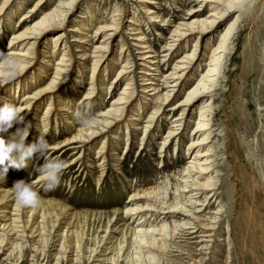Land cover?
Here are the masks:
<instances>
[{"label":"bare ground","instance_id":"1","mask_svg":"<svg viewBox=\"0 0 264 264\" xmlns=\"http://www.w3.org/2000/svg\"><path fill=\"white\" fill-rule=\"evenodd\" d=\"M47 1L51 0H37L33 8L23 12L25 1L0 0V25L12 31L7 50L23 61V69L15 79L0 81V97L19 107L25 123L31 122L44 134L52 129L54 123L55 128L58 123L66 126L70 137L51 143L54 146L50 149L55 152L62 150V158L70 149L77 152L65 170L85 160V147L89 145V151L93 149L95 155L89 168L102 167L96 179L99 185L105 176L109 156L113 158V166L122 169L120 142L123 141L125 149H129L132 141L139 139L142 147L147 136H153L154 128L160 129L161 117L172 121L171 128L161 137L160 152L166 153L173 140H176V146L179 145V136L188 131L184 135L188 139L186 155L189 157L181 171L164 174L166 179L157 186L137 187L134 190L137 192L130 194L122 212L117 209L113 216L90 211L82 213L56 198L44 200L40 197L41 204L37 208L20 207L15 194L9 190L14 185L8 187L14 179L7 176L5 181L0 180V185H7L5 189L0 186V254L7 252L4 261L7 260V264H15L8 261L12 259L20 262L25 247L29 248L28 243H33L30 246L32 263L41 264L38 256L43 253L41 247H46L48 238L56 237L60 241L58 251L64 255L57 254L53 264L68 261L69 257V263L82 264L85 243L94 229L91 225L89 233V228L82 224L94 223L105 217L104 242L118 230L113 227L111 232L110 225L119 215L138 222L134 227L126 225L119 238L111 242V247L102 251L112 249L109 253L100 255L98 248L91 250L87 259L89 264H165L166 254L177 251L178 240L185 243L193 240L201 251L208 250L210 242L218 241V248L222 242L231 246L234 232L231 226H227L226 232L222 231V224L230 212L224 202L235 196L236 211L245 216L242 221L244 244L239 250L244 264H264V206L261 204L264 202V184H259L257 191L252 192L255 201H244L240 196V191L248 185L241 178L242 167L251 168V164H256L264 170V162L251 148L247 161L240 152H235L230 168L232 179L227 180L225 165L233 144L230 138L237 139L240 134L239 127L235 125L239 112L234 109L232 101L227 102L229 108L225 105L218 110V117L226 119L218 131V138L223 139L218 150L214 124L217 117L214 92L219 89L223 78L224 62L232 50L237 25L247 16L246 7L250 8L255 0H200L201 7H209V15L198 19L195 15L202 11L198 9L188 14L187 21L180 23H176V18L172 20V16L155 13L153 8L156 9L158 4L155 0L116 1L112 19L95 14L92 6L84 5V0H57L53 8H47ZM128 6L133 12L126 17ZM256 8L259 9L254 4L251 12L254 13ZM261 10L256 15L257 25L254 27L260 44L255 46L247 81L252 99L245 98L243 103L245 110L255 105L260 112V105L264 103V11ZM18 14L21 15V25L16 30L13 17ZM144 16L147 21H144ZM144 23L149 28L160 23L163 30L175 23L169 38H163L161 51L142 31ZM22 25L27 27L20 30ZM156 35L159 38L164 36L159 31ZM98 37L101 40L97 44ZM203 41L206 42L204 46ZM191 42L194 44L190 46ZM40 47L43 48L41 54ZM185 49L189 50L183 53ZM164 66L167 67L165 71L162 69ZM114 73L112 82H109ZM122 82L117 96L105 107L101 103L103 109L95 117L93 129L86 130L75 124L74 112L77 109L97 96L104 99ZM233 93L236 92L233 90ZM231 94L229 92L228 96ZM243 94L248 96L247 88ZM80 100L82 103L78 104ZM194 103L196 105L192 108ZM41 108L44 109L40 112ZM166 108L169 113L165 114ZM224 123H228L230 128L228 134ZM244 124L248 129L247 123ZM22 125H14L13 131L9 129L10 134ZM258 145L261 152V144ZM66 147L68 150L64 151ZM254 174L253 178H258L256 172ZM219 179L228 187L234 184L233 180L237 185L232 186V191L222 192ZM42 182L39 178L33 181L32 189L37 192L34 185ZM139 199L149 203L145 207L135 205ZM211 206L215 208L210 217L205 218L208 224L201 223L194 213ZM65 218V229L53 233L51 230ZM55 232H58L57 236H50ZM97 237L99 235L92 240L102 247ZM227 254L225 264H233L230 250Z\"/></svg>","mask_w":264,"mask_h":264},{"label":"rangeland","instance_id":"2","mask_svg":"<svg viewBox=\"0 0 264 264\" xmlns=\"http://www.w3.org/2000/svg\"><path fill=\"white\" fill-rule=\"evenodd\" d=\"M25 1L26 4L23 7V12H27L29 9L33 8L35 6V3L37 0H22ZM84 5H90L92 8H94L95 14L102 17H108L112 19V12L114 10V5L119 2V0H84ZM117 1V2H116ZM157 1V7L156 9L153 8L154 12L157 14H161V16H172V20H176V23H180L181 21H187L189 18L188 14H193L198 9H201L202 11L200 13H197L195 17L198 19H203L204 17L208 16L210 13V9L208 6L201 7L200 0H155ZM116 2V3H115ZM57 4V0H51L47 1L45 5H48L47 8H53ZM254 4H256V7H259V9L256 8V11L252 13L254 8ZM264 11V0H255L250 8L246 7V11H248L247 16L240 20L239 24L237 25V29L234 32V39L232 42V50L228 54L227 59L224 62V72L222 74L223 78L221 79V83L219 86V89L215 91V106H214V112L217 116L214 118V124H215V134H216V142L215 146L218 150V144L221 145L223 139L218 138V131L220 130V125L223 124L226 119L222 118V116L218 117V110L220 107L227 106L229 108L230 104L227 102L232 101L235 106V110L239 112V116L237 118L235 125L237 124V127H239V136L237 139L230 138L232 141V151L229 153L228 162L225 165L226 168V175L227 180L232 179V173H231V166L233 165V154L235 152H240L242 156L247 161V156L249 153V148L255 152L256 155L261 156V161L264 162V103L261 106V112L257 109L255 105L250 106L248 109H244L243 103L245 102V98L248 100L252 99V95L250 93L249 88V82L248 81V75L251 70L252 66V55L255 50V46H259L260 42L257 39L255 35L254 27L257 25L256 23V15L260 13V10ZM189 10H193L192 12H189ZM261 10V12H262ZM128 11V12H127ZM126 11V17L131 15L132 9L131 6H128V9ZM130 11V12H129ZM140 12V11H139ZM21 13V12H20ZM208 14V15H207ZM141 15H143L141 13ZM258 16V15H257ZM101 18V17H100ZM144 21L146 17L144 16ZM15 27L21 25V15H14L13 17ZM233 19V17L231 18ZM98 22L104 21V20H97ZM146 23V22H145ZM141 26L142 31L145 32V35L149 39L150 42H152L154 45L158 47V51L162 50V45L164 46V39L169 38L170 31H172V26L175 25L172 24L170 27L166 26L164 30L159 27L161 24H156V26H151L149 28L147 25ZM158 25V27H157ZM220 24L219 26H221ZM218 26V27H219ZM27 27V25H22L21 29ZM5 25H0V51H3L7 53V49H9V40L12 37V31L8 30ZM19 29L18 27L16 30ZM156 31H159V33L164 34V36L161 38L157 37ZM217 35V34H216ZM215 35V36H216ZM121 36V34H120ZM118 36V38H120ZM99 38V41H97V44L100 42L101 38ZM68 40L71 41V38L68 37ZM205 41L202 42V46L205 45ZM194 43H190V46ZM183 46H185V42H183ZM43 48H39L40 54ZM189 49H185L182 52H187ZM182 52H179L178 54H181ZM178 56V55H177ZM167 67H163L162 69H166ZM113 75L109 77V82H112ZM252 79L250 80V82ZM123 82L119 83L115 89H112L110 95L104 96V99H99V96H97L92 102L87 101L84 106H81L82 113L86 114L88 117H97L99 114V111L103 109L102 106H106L107 103L111 102L113 99L117 96L118 91L122 88ZM245 88H247V91L249 92L248 96L245 97L243 94ZM234 92L236 93H233ZM232 93L228 96V93ZM185 93V92H183ZM262 94L264 96V90L262 91ZM139 96V95H138ZM103 97V96H102ZM183 98V97H182ZM231 98V99H230ZM195 103L192 108L195 107ZM45 108V106H44ZM44 108L40 109V112L43 111ZM35 110V109H34ZM34 110L32 114L34 113ZM168 108L165 110V114L169 113L167 112ZM179 112L176 113V115ZM40 114V113H38ZM231 114V111H230ZM174 114H172L173 116ZM170 116V117H172ZM41 117V116H40ZM145 119V118H144ZM159 125L161 126L160 129L158 127H155L153 132V136L149 135L147 136V139L145 142H143V148L140 147L139 139L132 141V146L129 149H125V143L122 141L120 142V154H122V169H119V167L113 166V163L111 162V156H109V162L107 163V170L105 173V176L103 178V181L97 185L96 179L98 177L99 172H101V168L92 169L89 168L90 163L94 160V150L89 151V145L85 147V160L76 162L72 165V168L68 171H64L58 186L54 190L45 191L43 187V182L39 185H34L36 187V191L39 193V196L44 198V200H49L50 198H56L59 201L63 203H67L71 205V207L79 212L85 213L87 211L90 212H97L101 214H107L113 216L117 209H120V212L124 209L126 202L129 201L130 194L134 191L137 187H140L139 189H147L152 186H157L159 183H162L166 178L164 177V174L167 173L170 174L171 172H177L181 171L183 166L186 164V160L189 157V155H186V149L188 144L187 134L188 131L183 132L182 135L179 137L181 138V141L179 145H175L176 140H173L170 142L169 147L167 148L166 153H161L160 149V142L161 137L164 136L169 128H171V121L169 119L165 120V117L160 118ZM165 120V121H163ZM193 121V120H192ZM144 122V121H143ZM162 122V123H161ZM244 122L247 123L248 129L246 128V125ZM75 124H79L78 121ZM24 127V124L21 126ZM119 127V125H118ZM223 127L225 128V133L228 134L229 126L228 123H224ZM15 128L13 127L11 130L13 131ZM160 130V132H158ZM253 131V132H251ZM41 132V131H40ZM39 131H36V128L33 127L30 130V134L28 136V140L26 141L27 144H31L37 140V138L40 135ZM70 131L64 126L63 123H58L57 128H55V123L52 125V129L47 131L45 134V139L48 140L49 144L55 143L57 141H63L70 137L69 134ZM123 132H126L124 129ZM3 135L4 139L7 140L10 137V132L0 134ZM60 135V136H59ZM103 137V136H102ZM101 138V137H100ZM140 138H142V135L140 134ZM229 145V139L227 140ZM259 144H261V152L259 148ZM219 145V146H220ZM95 146V145H94ZM176 146V147H175ZM221 147V146H220ZM122 148V149H121ZM142 148V149H141ZM176 148H179L177 151H175ZM96 149V147H94ZM68 150L67 147L64 149ZM223 151V150H222ZM220 151V152H222ZM62 150L55 152L54 150L49 151L48 158L49 159H61L66 161L67 163L70 162L73 158H75V155L73 154L77 153L72 151L71 149L66 151V155L62 158L61 155L63 154ZM111 155V151L109 153ZM92 156V157H89ZM160 157V158H159ZM40 158V159H39ZM42 159V160H41ZM91 160V161H90ZM45 160L43 157H40L39 154H34L33 158L28 162V166L26 168L16 170L10 168L8 171L7 176H10L14 179L13 182L8 183V187H12L16 181L19 180H25L26 182H31L38 180L39 173L36 172V168L42 166L44 164ZM159 162H162L159 165ZM96 165V164H94ZM162 166V168H161ZM165 166V168H163ZM251 168L242 167L241 169V178L246 180L248 182V185L245 186L240 191V196L244 201H255L256 198L253 196L252 192L257 191V187L259 184H264V170L262 169V166H258L256 164H251ZM161 168V169H160ZM94 170V172H93ZM253 170V171H252ZM120 171H123V173H120ZM161 171V172H160ZM254 172L258 175V178H253L255 176ZM218 180V179H217ZM216 180V181H217ZM234 184H231L229 187L227 184L223 183L221 179H219V184L222 183V192L233 190L232 186L237 185L236 180H233ZM132 185V186H131ZM3 189L7 188V185H0ZM32 186V185H31ZM131 187V188H130ZM237 200V197L232 196L231 200H225L224 205L226 206V210L230 211L224 220V223L222 224V231H227V226H231V229L234 232L233 242L231 246H227L224 242L219 244L220 248H218V241L216 243H209V249L208 250H200V246H197V244L193 243L195 241L188 240V242H181V240L177 241V251L167 253V257H164L165 264H195V262H198L197 264H225L227 252L230 250L231 260H233V264H244V258L242 257L241 253L239 252L240 249H243L244 244V237L245 234L243 232L242 227V221L245 216L240 215L236 211V204L235 201ZM149 201L144 199H139L135 201V205L140 206H147ZM261 204L264 206V202H261ZM11 205V204H10ZM201 209V207H198ZM213 206L205 209H201L200 213H194L195 216L199 217V220L201 223L208 224L207 221H205V218H209L211 212L214 210ZM233 208V210H232ZM187 209L191 210L189 207ZM235 210V211H234ZM8 211H11V207L8 209ZM72 212V211H71ZM13 214V213H12ZM11 216L10 214H8ZM153 215V214H152ZM151 215V216H152ZM15 217V216H14ZM150 220V219H149ZM96 220L94 223H83L82 225H85L86 228H90L91 225L94 226L93 231L90 233V236H88L86 241V250L84 252V261L82 260V264H89L87 262V259L91 256V250L98 248L97 253H100V255H105L109 253V251L102 252L105 248L111 247V242L115 240V238H119L120 232L122 229L126 227V225L130 227L136 226L137 222L135 219L128 217L124 218L122 215L117 216L114 219L113 225H110L111 232L113 231V227H115L116 233L114 235H111L110 240L106 241L104 238V231H105V224L107 223L106 218L104 217L103 220ZM102 221V223H101ZM152 221V220H150ZM67 223V219H63L60 221V223L57 224V228L50 229L53 233L54 231H58L60 229H65ZM103 226V227H102ZM59 227V228H58ZM74 227V226H73ZM99 227H101L99 229ZM218 227V226H216ZM218 231V228L215 230ZM56 234H51L50 236H57L58 232H55ZM37 233L34 235L36 236ZM97 237V241L101 244L102 247H98L97 244H95L93 238L95 239V236ZM218 235V233H217ZM92 236V237H91ZM15 238V237H13ZM37 239L36 237L34 238ZM59 238H48V242L46 247H41L40 251H43V253L38 255L41 264H53L56 258V255L63 256L61 252L58 250V246L60 244V241H58ZM90 240V241H88ZM218 240V239H216ZM129 242V240H128ZM28 243V247H25L24 249V257L22 260L16 261L17 259H12L11 261L8 260L10 263L15 262V264H34L33 261V251L30 249V246H32ZM41 246V245H40ZM49 247V248H48ZM45 248V249H44ZM113 248V247H112ZM7 249V248H6ZM48 249V250H47ZM45 252V253H44ZM44 255V256H43ZM111 255V254H109ZM229 255V256H230ZM97 256V255H95ZM191 256V257H190ZM5 257L7 259V252L5 254H0V264H7V260H5ZM72 257V256H71ZM124 259V258H123ZM71 258L69 257L68 261H63L61 264H73L69 263ZM96 260V259H95ZM195 261V262H194ZM19 262V263H18ZM91 262V261H90ZM93 262V261H92ZM97 264V262L92 263ZM123 264V263H122Z\"/></svg>","mask_w":264,"mask_h":264},{"label":"clouds","instance_id":"3","mask_svg":"<svg viewBox=\"0 0 264 264\" xmlns=\"http://www.w3.org/2000/svg\"><path fill=\"white\" fill-rule=\"evenodd\" d=\"M23 61L15 57L11 52L0 51V81L12 80L22 71ZM82 100L78 102L81 104ZM74 117L81 128L91 130L96 124L95 117H88L81 109L74 112ZM24 124V127H17L15 132L5 140L0 135V180L5 181L10 168L20 170L28 166V162L34 154H39L45 162L36 168L38 177L43 181L45 191L54 190L66 169L67 162L61 159H49L48 153L54 146L45 139L46 134L40 132L37 140L27 144L26 140L33 128L31 122L25 123V117L21 114L19 107L0 97V134L7 133L14 125ZM15 194L16 203L20 207L37 208L41 204L40 196L32 189L31 182L19 180L9 189Z\"/></svg>","mask_w":264,"mask_h":264}]
</instances>
